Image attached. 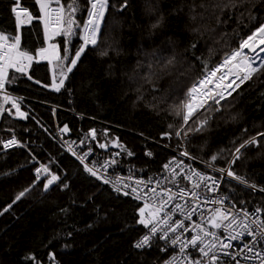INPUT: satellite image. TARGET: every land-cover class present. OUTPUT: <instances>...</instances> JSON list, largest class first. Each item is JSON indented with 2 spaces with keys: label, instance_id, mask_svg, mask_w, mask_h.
Masks as SVG:
<instances>
[{
  "label": "trees",
  "instance_id": "16d2710c",
  "mask_svg": "<svg viewBox=\"0 0 264 264\" xmlns=\"http://www.w3.org/2000/svg\"><path fill=\"white\" fill-rule=\"evenodd\" d=\"M60 1L64 25L54 43L67 78L56 91L53 77L55 83L61 78L54 67L57 59H37L47 46L37 0H0V31L19 36L21 49L34 56L28 75L12 72L7 82L9 90L28 99V119H15L11 109L0 123V264H157L164 256L160 242L144 250L132 246L148 230L138 223L144 203L87 172L55 134L56 127L70 144L88 139L92 130L106 147L118 139L125 148L116 168L159 177L171 149L180 146L174 133L182 122L175 105L264 23V0H126V6L125 0H108L97 45L85 49L70 73L67 67L83 44L91 4ZM18 5L31 11L29 24H19L13 11ZM69 13L76 21L71 35ZM221 105L220 112L209 113L208 129L190 135L186 147L207 160L217 155L213 163L228 168L236 146L264 133V69ZM65 125L68 131L62 132ZM10 136L23 147L4 150L3 140ZM257 138L260 146L242 149L231 165L257 188L227 178L222 195L239 207L264 210L259 190L264 188V136ZM35 160L60 178L47 190L50 178L38 180ZM25 189L30 190L16 200Z\"/></svg>",
  "mask_w": 264,
  "mask_h": 264
},
{
  "label": "snow or ice",
  "instance_id": "6c2138e0",
  "mask_svg": "<svg viewBox=\"0 0 264 264\" xmlns=\"http://www.w3.org/2000/svg\"><path fill=\"white\" fill-rule=\"evenodd\" d=\"M37 3L40 5V11L45 12L47 16L49 0H37ZM90 4L91 10L88 13V20L83 26V44L75 52L74 58L69 61L71 66L67 67L68 73L72 72L81 54L87 47H95L97 45L100 24L104 19L105 11L108 7V0H90ZM123 6H126V0ZM231 6L234 8L238 5L232 4ZM223 7L227 8L229 5L225 4ZM75 10V8H71V11ZM13 11L16 12L17 18H19L20 12L15 8ZM27 15L28 19L31 20V15ZM54 22L58 25L64 22V8L62 6L59 8V11L56 12ZM67 22L69 25L67 34L71 35L72 25L76 24V21L71 17V13H69ZM48 24L49 20L46 19V28ZM152 27L155 28L157 25L154 24ZM53 34L55 35L58 33L54 32ZM19 45V36L10 38L0 32V90H3L5 83L8 82L7 69L14 68L17 72L23 73L25 71L24 61L30 64L34 59V57L27 52L20 51ZM259 45H264V23H261L247 39L243 40L238 48L227 54L218 65L207 71L196 83L185 91L184 98L175 105L176 115L180 117L182 122L181 127L174 133L177 137L187 139L190 135L202 133L207 130L210 120L212 119L209 113L213 110L216 112L222 110L221 101L226 100L227 96H231L232 92L235 91V88L232 87L233 84L236 85V88L240 86L236 84V80H240V83H244L252 79L253 75L260 72L261 69H264V57L260 55L261 52H264V48H261L260 51L257 52ZM57 48L58 46H52V54L57 60L63 59L60 57L58 51H56ZM244 49H249L254 55L249 56L248 53L243 51ZM48 51V49L41 48L39 53L41 58L48 59L49 56L46 55ZM102 55H107V52H103ZM257 61H259V63H257ZM169 63H171V61H169ZM222 69L226 71L218 76L217 74L221 73ZM229 76H234L235 79L225 83ZM60 77L59 84L55 83V76L53 77L52 86L56 91H59L60 88L63 87L64 80L67 78L63 69H61ZM37 83H39V81H37ZM229 89H231V91H229ZM225 93H227V96ZM3 99L5 104L11 101L17 116L27 118V114L20 110L19 104H17L14 99L8 95H4ZM5 111L11 112V109H5L0 105V114ZM169 127H172V125H169ZM61 131L67 132V125H65ZM181 133H183L182 137ZM91 134L94 138L96 135L95 130H92ZM165 135L171 136L172 133H165ZM258 136H264V133H258L257 136L242 141L235 147L234 151H232V158L228 162L229 167L220 168L217 169V171L225 173L228 177L234 178L241 184L256 189L257 186L255 184H248V181L244 177L236 175L231 165H234L236 161L241 158L243 155L242 149H246L249 146H260L261 141L257 138ZM18 143L15 137H13L4 142V147L8 148L15 146ZM99 147L105 148L106 145L101 143ZM69 150L71 151V149ZM128 154L131 155V153ZM73 155H75V152H73ZM149 155H151V153H149ZM180 155L188 157L189 159H197L186 149L181 152ZM86 156L87 153L78 158L83 163ZM216 160L217 155H212L210 161L207 162L208 166L213 167L212 162ZM173 165H175V167H173ZM185 167L188 173H190L186 175V179L192 181L193 177H196L198 180L192 183L190 190L179 188L176 193H172L171 189H167L165 193L167 198H164L165 194H161L158 207L155 206V204L150 205L145 201L144 206L139 209L140 218L138 223L144 225L148 229V232L140 239L136 240L132 246L138 250L149 249L152 247L153 239L159 238L165 242V247L162 248L161 251H167L169 247L178 249V254L173 255L169 260H166L164 264H205V259L206 264H223L221 256L218 255V253H223L224 256L235 261V264H240V260L236 259L237 256H240L245 261L258 260L259 264H264V248L259 247L260 244L264 243V217L259 215L264 210L256 208L253 213H249L246 209L236 208L235 205L229 207L224 203L225 199H227L225 197L210 201L213 204L220 205V207L211 210V215H209L207 219H205L201 213L200 223L193 222L191 228L185 224V220L190 221L193 215L197 214L199 207L198 205L195 207L190 206L187 198L190 197L193 203H195L200 199L196 190L200 189L202 183L209 192L217 191L219 184L217 178L203 174L193 169L191 165L185 166L183 160H172L169 164L164 165V168L169 169L172 176L183 174V171L177 173L176 169L181 168L183 170ZM41 168L45 173H48L49 169L46 166L42 165ZM84 168L92 176L97 175L96 171L87 164H84ZM40 171L41 169H37V173ZM222 178L223 177L220 179ZM59 179L58 176L52 175L44 185V189L47 190L49 186ZM109 182L108 180H104V183ZM150 182L151 181H149V183ZM208 182H211V184L209 185ZM143 183L142 181H137L138 185ZM157 184H159V182H157ZM64 187L67 188L68 185L65 184ZM113 187L117 192L121 191L116 185H113ZM125 187H128V185H125ZM29 190L30 189H25V191L20 192L15 199L20 200ZM259 190L264 192V188H260ZM136 191V188L132 189L133 193ZM149 192L152 194L151 198L155 200L157 195L156 188L149 189ZM124 195H129V193L124 192ZM141 198L142 197L137 196V199ZM178 198L183 199L184 203L181 204L176 202ZM9 207H11V205H9ZM146 210H149L147 215ZM5 211H7V209H5ZM176 212H179L183 219H174L173 216ZM212 229H216L217 231H213ZM219 230H223L227 235L221 238ZM190 231L195 232V234L188 237L187 233ZM245 236L252 238L249 243H244L237 251H228L234 247L231 241L243 240ZM225 240L228 242L225 243ZM190 248L198 251L201 254V258L193 259L191 253L188 252ZM31 259L35 260V257H31Z\"/></svg>",
  "mask_w": 264,
  "mask_h": 264
},
{
  "label": "built area",
  "instance_id": "2783aa9c",
  "mask_svg": "<svg viewBox=\"0 0 264 264\" xmlns=\"http://www.w3.org/2000/svg\"><path fill=\"white\" fill-rule=\"evenodd\" d=\"M38 5H39V3H38ZM61 6L63 7V4L60 0H58V3H57V0H49L48 9H47V16H46L45 12L40 11L39 19L42 21V23L44 25L45 35H46V43H47V46L44 49L49 50L48 53H46V55L49 56L48 59L41 58V56L39 54L40 50L38 51L37 59L40 61H48V62L52 63L53 60L55 59V56L52 54L53 50H52L51 46H52V44H54V40L58 36H60L62 29H63L64 22L62 24H59V25L54 22L56 12L59 11V8ZM39 7H40V5H39ZM16 10L20 12V16L18 18L20 25H27L34 18L31 11L28 8H25V7H22L21 5H18L16 7ZM25 10H26V12H25ZM27 14L31 15V17H32L31 20L28 19ZM46 19L49 20V24H48L47 28L45 25ZM54 32H57L58 34L54 35L53 34ZM2 33H4V32H2ZM5 35L9 36L10 38L15 37L14 35H9V34H5ZM19 48H20V51H23L21 49V39H20ZM29 55H31V54H29ZM31 56H33V55H31ZM32 62H33V60L29 64L27 61H24L25 71L23 72V74H26V75L29 74ZM12 72H17V71L14 68L7 69L8 78H9L10 73H12ZM19 73H21V72H19ZM57 84H59V83H57ZM234 88H236V86ZM229 91H231V90H229ZM4 95H8L12 99H14L16 101V103L19 104L20 110L26 114H27V112L25 111L24 103L28 99L19 93H16V92L9 90L7 88V82L5 83L4 89L0 90V105H2L5 109H12L15 119H18V120L21 119L23 121H26L28 119V114H27V118H21V117L17 116L15 114L16 110H15V108L12 107L11 101H9L7 104L4 103V99H3ZM225 95L227 96V94H225ZM49 106H51V105H49ZM51 107H53V106H51ZM6 112L7 111L0 114V123L2 121L3 116L6 114ZM55 134H57V136H59L61 138V141L63 142L64 145H66V146L68 145L69 149H71L72 152H75V155L77 157L84 156L87 153V156H86L85 160L83 161V165L87 164L89 167L93 168L97 173V175L95 177H97L98 179H100L102 181H104V180L110 181L108 184L111 185V187L113 188V190L115 192H117V191L115 190L113 185H116L117 187H119L121 189V191H119L117 193L124 195V192H128L129 195H126V196H130V197L135 198V199H137V196L142 197L141 199H137V200L141 201L142 203H145V201H147L150 205L155 204V206L158 207L159 203H160V195L165 194L167 189H171L172 193H176L179 188H185V189L190 190L192 187V183H194L198 180V178H196V177H193L192 181H189L186 179V175L190 174V173H188V170L186 167L183 168V170L181 168L176 169L177 173H181L183 171V174L177 175V176H172L170 174L169 169L164 168V165L169 164L172 160H177V161L183 160V163L185 166L191 165V167L193 169H195V170H197L203 174H206L208 176H212V177L217 178L219 180L217 191H215V192L207 191L205 189L204 184L202 183L200 189L196 190L198 195L200 196V199L198 201H196L195 203H193V201L190 197L187 198L188 204L190 206H193V207H195L197 205L199 206L197 214L193 215V217L191 218L190 221L185 220V224L190 228H191L193 222H196V223L201 222V220H200L201 213L203 214L205 219H207V217L209 215H211V210L215 209L216 207H220V205H218V204L211 203L210 202L211 200H218V199L226 197V196L222 195V187H223L224 181L230 177H228L225 173H221V172L217 171V169L224 168V167L218 166V165L214 164L213 162H212L213 167H209L207 162H209L210 160L204 159V158L197 156L196 154L190 152L186 147L188 138L187 139H181L179 137L180 146L178 149H171V152L173 154L163 164L162 174L159 177L150 178V177H145V176H137V175H134L130 172H123V171L119 170L118 168H116L117 160L119 158H122V153H123L124 148H125L124 143L118 139L114 140V142H112L109 147L100 148L99 145L101 143L96 138V135L93 138V136L91 134V136L88 139H82V140L78 141L77 143L70 144L68 139L62 138L59 125H57V127H56ZM13 137L14 136H10V137L3 140V149L4 150L23 147V145H24L23 142L15 137V139L19 143L15 146L5 148L4 142L12 139ZM181 137H182V135H181ZM111 148L115 149V153H111V155L109 156ZM185 149L188 152H190L193 157H196L197 159H189L188 157L181 156L180 153L183 152ZM99 150H101V152H98ZM35 163L37 164V167L35 170V175L37 176L39 181L43 180V179L51 178L53 173L47 167V165H45L42 162L40 163L39 160H35ZM42 165L46 166L49 169L48 173H45L43 171V169L41 168ZM173 167H175V165H173ZM37 169H41V171L39 173H37ZM221 177H223V178L220 179ZM137 181H142L144 183L138 185ZM149 181H151V182L149 183ZM56 182H58V181H56ZM157 182H159V184H157ZM208 184L210 185L211 182H208ZM125 185H128V187H125ZM133 188L137 189V191L135 193L132 192ZM151 188H156L157 195H156L155 200H153L151 198L152 194L149 192V189H151ZM164 198L165 199L167 198L166 194H165ZM176 202L183 204L184 200L178 198ZM224 203H225V205H227L229 207L235 205L236 208H242V207L237 206L234 202H232L228 199H225ZM243 209H246L249 213H253L256 208H253V209L243 208ZM259 215L261 217H263L262 212ZM173 218L174 219H183V217L180 215L179 212H176L174 214ZM212 230L217 231L216 229H212ZM147 232H148V230H147ZM147 232H145V233H147ZM194 234H195V232L190 231L187 233V236L190 237ZM219 234H220L221 238H223L227 235V233H224L223 230H219ZM251 239H252L251 237L245 236L243 238V240L231 241V243L233 244L234 247L232 249H229L228 251L239 250V248L242 247L244 243H249L251 241ZM156 240L161 243V245H160V251H161V249L165 247V242L159 238H154L152 241V246ZM224 242L227 243L228 241L225 240ZM259 247L264 248V243L260 244ZM188 252L191 253V256L193 259H200L201 258V254L196 250H193L190 248V249H188ZM161 253L164 256H163V258L160 259L159 262H157V264H164V262L166 260H169L173 255H177L178 249H174L172 247H169L167 251H161ZM218 255L221 256L223 264H235V261L231 260L227 256H224L223 253H218ZM236 259L240 260V264H259L258 260L257 261H245L240 256H237ZM205 264H206V259H205Z\"/></svg>",
  "mask_w": 264,
  "mask_h": 264
},
{
  "label": "bare ground",
  "instance_id": "6f19581e",
  "mask_svg": "<svg viewBox=\"0 0 264 264\" xmlns=\"http://www.w3.org/2000/svg\"><path fill=\"white\" fill-rule=\"evenodd\" d=\"M261 48H264V45H259L258 48H257V52H259ZM243 51H244L245 53H248L249 56L254 55V53H251L249 49H244ZM260 55H261V57H264V52H261ZM257 63H259V61H257ZM254 66H255V65H254ZM224 71H226V70L222 69L221 73H218L217 75H218V76L221 75ZM233 79H235L234 76H229V77H228V80L225 81V83H227V82H229V81H231V80H233ZM239 82H240V80H236V84H238ZM239 85H240V84H239ZM235 86H236V85L233 84L232 87H235ZM229 90H231V89H229ZM225 94H227V93H225ZM230 179H234V178L230 177Z\"/></svg>",
  "mask_w": 264,
  "mask_h": 264
},
{
  "label": "rangeland",
  "instance_id": "374dc122",
  "mask_svg": "<svg viewBox=\"0 0 264 264\" xmlns=\"http://www.w3.org/2000/svg\"><path fill=\"white\" fill-rule=\"evenodd\" d=\"M55 45V43L54 44H52V46H54ZM52 46H51V48H52ZM56 46V45H55ZM53 50V49H52ZM56 51H58V53H59V50H58V48L56 49ZM229 54V53H228ZM54 67L56 68V70H57V78H59L60 77V72H61V63L60 62H58V60H55L54 61ZM238 84H242V83H238ZM234 88V87H233ZM182 134V133H181ZM183 135V134H182ZM112 142V141H111Z\"/></svg>",
  "mask_w": 264,
  "mask_h": 264
}]
</instances>
